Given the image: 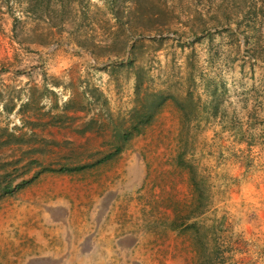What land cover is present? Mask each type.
Listing matches in <instances>:
<instances>
[{
  "label": "rangeland",
  "instance_id": "374dc122",
  "mask_svg": "<svg viewBox=\"0 0 264 264\" xmlns=\"http://www.w3.org/2000/svg\"><path fill=\"white\" fill-rule=\"evenodd\" d=\"M0 264H264V0H0Z\"/></svg>",
  "mask_w": 264,
  "mask_h": 264
},
{
  "label": "crops",
  "instance_id": "0c3cea01",
  "mask_svg": "<svg viewBox=\"0 0 264 264\" xmlns=\"http://www.w3.org/2000/svg\"><path fill=\"white\" fill-rule=\"evenodd\" d=\"M83 253L86 254V253H88V252H83ZM54 257L58 258V257H60V254H56V255H54Z\"/></svg>",
  "mask_w": 264,
  "mask_h": 264
}]
</instances>
